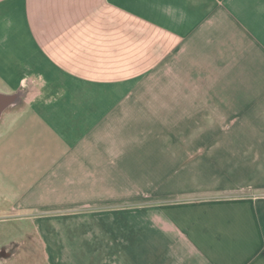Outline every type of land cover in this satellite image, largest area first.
I'll use <instances>...</instances> for the list:
<instances>
[{
  "label": "crops",
  "instance_id": "crops-1",
  "mask_svg": "<svg viewBox=\"0 0 264 264\" xmlns=\"http://www.w3.org/2000/svg\"><path fill=\"white\" fill-rule=\"evenodd\" d=\"M205 53H264V0H0V218L42 235L31 264L40 246L56 264H264L263 195L173 202L156 190L150 207H95L110 170L154 169L173 188L163 169H204L199 154L225 149L197 145L225 134L210 129L110 145L128 132L112 122L179 121L184 90L206 88L180 80ZM242 167H224L233 188L264 187Z\"/></svg>",
  "mask_w": 264,
  "mask_h": 264
},
{
  "label": "rangeland",
  "instance_id": "rangeland-1",
  "mask_svg": "<svg viewBox=\"0 0 264 264\" xmlns=\"http://www.w3.org/2000/svg\"><path fill=\"white\" fill-rule=\"evenodd\" d=\"M220 54L221 57L217 54L214 56L213 53H205V67L190 66L187 68L188 72L184 74V79H181L180 83L195 81L197 86L202 85L201 82H203L206 88L184 90L180 95L182 104L178 107L180 114L184 115L179 116V121L112 122L110 129L114 126L113 129L125 128L124 130L127 129L128 132H124V137H111L110 145H129L131 150L138 146L150 148L149 141L155 139L142 137L141 135L145 132L150 133L155 129L173 130L178 131L181 135L191 130L210 129L215 131L213 135H217L218 131H225V134L218 138L211 137V143H207L206 138L194 139L198 142L197 145H204L206 150L209 147H225V149L215 150L216 153H208L209 155L207 153L199 154V158L211 156L210 162H208L209 166L207 165L208 167L206 166L204 169L201 166L200 170H198L199 168H185L183 171L168 169L160 171L162 177L170 172L176 173L175 182L179 186L176 185L173 188L171 186H156L152 176L155 173L154 169L122 170L115 168L110 170V185L99 186L100 200L95 206L96 208L150 207L155 202L156 190H162L161 193L167 194L166 197L173 202L249 197L252 194L264 196V187L236 189L233 188L232 179L227 175L223 176L225 166L234 168L238 166L239 162L244 168V173L250 170L251 166L259 168L264 173V53ZM187 93L192 96H187ZM202 102L203 105H201ZM208 114L210 121H207ZM129 133L131 135L128 138ZM146 136L148 135L146 134ZM160 139L163 142L166 140V138ZM178 140L182 141L180 146L190 145L189 139ZM136 156L133 154L132 158ZM167 156L169 155H165V157ZM172 158H176V156H172ZM20 220L26 222L30 219L6 216L0 218V264H31L27 260L30 253L26 250L27 246H31L30 236L41 243L42 235L26 233L25 229L16 222ZM16 246L18 250L14 249ZM13 253H15L14 257ZM42 253L41 246L40 250L38 247L35 248V264H46V262L48 264L49 260L50 264L58 262V250H51L50 257L47 256V259ZM72 257L75 258V250H73ZM44 258L45 263L42 261ZM54 261L56 262L54 263Z\"/></svg>",
  "mask_w": 264,
  "mask_h": 264
}]
</instances>
